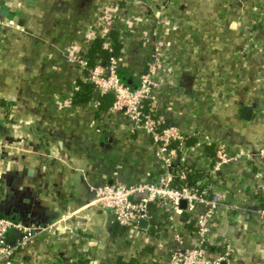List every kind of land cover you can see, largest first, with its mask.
<instances>
[{
	"label": "crops",
	"instance_id": "obj_1",
	"mask_svg": "<svg viewBox=\"0 0 264 264\" xmlns=\"http://www.w3.org/2000/svg\"><path fill=\"white\" fill-rule=\"evenodd\" d=\"M103 7L116 14L118 0H7L2 5L11 24L0 27V214L41 225L63 214L70 218L38 232L9 263L0 264H168L175 234L185 247L195 245L193 223L184 212L154 205L151 225L127 229L110 211L87 206L95 187L153 181L158 170L152 147L138 143L120 114L112 121L116 133L97 129L95 119L109 106L98 115L82 103L74 115L68 105L56 106L66 103L75 81L66 51L82 42L78 32ZM163 10L196 32L175 65L177 97L202 107L198 115L212 136L231 152L248 151L258 167L255 184L249 173L229 166L224 188L239 209L216 217L214 239L231 244V264H264V225L251 213L264 198V163L256 157L264 137V0H143L128 5L123 16ZM139 43L130 48V72L151 52ZM246 105L252 108L249 119L241 116ZM17 237L9 232L11 242ZM210 245L211 256L221 253L219 244Z\"/></svg>",
	"mask_w": 264,
	"mask_h": 264
},
{
	"label": "built area",
	"instance_id": "obj_2",
	"mask_svg": "<svg viewBox=\"0 0 264 264\" xmlns=\"http://www.w3.org/2000/svg\"><path fill=\"white\" fill-rule=\"evenodd\" d=\"M122 1L124 9L118 0L116 14L106 7L99 9L78 32L77 36L81 35L82 42L74 43L70 54L66 51L65 58L74 68L75 81L65 96L66 103L56 106L61 108L68 105L69 113H66L74 115V107L82 103L88 106L90 113L98 115L100 105L96 100L73 101L80 89V81L91 83L100 96L112 97L107 111L95 119L97 129L116 133L118 128L113 129L112 121L120 114L130 131L138 136V143L152 147L158 170L153 181L104 183L95 187L87 206L110 211L115 221L127 229H134L141 220L151 225L154 205L184 212L193 223L195 245L185 247L182 237L175 234L168 264H231V244L223 237L216 241L213 231V222L219 214L229 215L239 209L236 203L227 198L225 176L229 166L234 164L243 173H249L257 184L258 167L254 169L248 151L231 152L222 139L212 136L211 130L202 124L198 115L199 111H203L202 107L185 105L176 95L173 88L178 76L175 65L179 62L180 51L186 48L184 45L194 43L196 32L166 10L152 16L133 15L131 12L123 16L128 5H137L143 0ZM1 9L0 0V27L8 26L11 21L1 14ZM114 31L121 42L118 58L125 59L128 67L130 48L134 42L140 44L141 41L142 46L151 47L143 66L140 69L132 67L130 75L137 82L135 87L120 77L118 58L115 56H110L107 61L97 58L93 64L86 56L96 39H101L103 47L110 49ZM23 123L29 124L30 121ZM19 124L15 125L18 127ZM209 147L212 153L208 152ZM53 154L54 149L51 148L50 156ZM256 157L264 163V137L257 148ZM194 171L202 174V179L197 183H202L201 187L185 181L186 173ZM181 201L185 202L183 208ZM251 213L264 225V206H253ZM69 218V214H63L57 221L41 225L0 216V263H9L17 251L33 242L38 232L51 230L58 222L62 225ZM11 230L18 233L13 242L8 239ZM212 243L221 246V253L217 256L210 255Z\"/></svg>",
	"mask_w": 264,
	"mask_h": 264
},
{
	"label": "trees",
	"instance_id": "obj_3",
	"mask_svg": "<svg viewBox=\"0 0 264 264\" xmlns=\"http://www.w3.org/2000/svg\"><path fill=\"white\" fill-rule=\"evenodd\" d=\"M119 5L121 8L124 9V3L122 0H119ZM256 25L257 24L255 22L252 23V25H250V30L253 29ZM112 38H113L112 47L110 49L103 47V43L101 39H96L93 43H91V46L86 53V56L89 59L90 63L93 64L97 58L101 59L102 61H107L110 56H115L116 58L119 57V50L121 47V42L118 39V33L115 31L112 32ZM118 65H119L118 72L120 74V77H122L123 79V76L127 72H130L129 70H127L128 63L126 64L125 59L118 58ZM93 92H94V87L91 83L84 81V80L80 81V89L76 92L73 101L84 102V101H89L93 99L99 103L101 110H103L102 108L105 109L104 107L105 105L108 107L111 104V101H112L111 96L105 95V96L96 97L93 95ZM1 102L3 103L2 105H5L3 101ZM3 155L4 154L2 152V149H0V157H3ZM201 179H202V174L198 171L186 173L185 181L190 185L201 187L203 185L202 183L197 184L198 182H200ZM257 196H258V193H257ZM260 200H261V204L263 203L262 206H264V198L262 196H260ZM0 216L6 217L13 221H19V222L25 223L23 221H20L15 215L10 214V213H2L0 214ZM184 216L187 217L186 213H184Z\"/></svg>",
	"mask_w": 264,
	"mask_h": 264
},
{
	"label": "water",
	"instance_id": "obj_4",
	"mask_svg": "<svg viewBox=\"0 0 264 264\" xmlns=\"http://www.w3.org/2000/svg\"><path fill=\"white\" fill-rule=\"evenodd\" d=\"M4 4V1L1 0V5ZM1 14L2 15H5L6 14V10L5 9H1ZM27 15L23 14L22 17H26ZM123 79L126 81L127 84L135 87L137 85V82L132 78V76L129 74V75H124L123 76ZM93 95L94 96H99V93L94 90L93 92ZM251 110L252 108L250 106H243V109H242V113H241V116L244 118V119H249L250 118V115H251ZM181 207H184L185 205V202L184 201H181ZM140 223H142L143 225H146L147 224V221L146 220H141Z\"/></svg>",
	"mask_w": 264,
	"mask_h": 264
}]
</instances>
